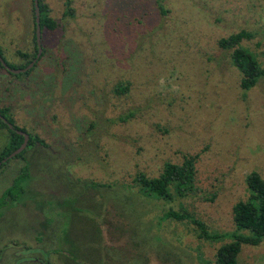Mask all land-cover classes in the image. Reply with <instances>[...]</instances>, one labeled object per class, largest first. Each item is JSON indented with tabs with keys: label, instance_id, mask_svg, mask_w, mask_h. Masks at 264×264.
<instances>
[{
	"label": "rangeland",
	"instance_id": "rangeland-1",
	"mask_svg": "<svg viewBox=\"0 0 264 264\" xmlns=\"http://www.w3.org/2000/svg\"><path fill=\"white\" fill-rule=\"evenodd\" d=\"M66 1L44 0L57 26L42 30L32 69L0 68V107L44 142L0 169L1 194L29 166L19 202L2 210L0 264H212L229 238L161 216L171 208L232 231L246 175L264 178V82L241 89L217 45L246 30L241 45L264 66V0H69L71 16ZM32 12V0H0V50L16 67L35 53ZM121 81L129 90L116 94ZM186 155L195 195L139 193L137 173L155 177ZM237 260L264 264V238Z\"/></svg>",
	"mask_w": 264,
	"mask_h": 264
},
{
	"label": "trees",
	"instance_id": "trees-1",
	"mask_svg": "<svg viewBox=\"0 0 264 264\" xmlns=\"http://www.w3.org/2000/svg\"><path fill=\"white\" fill-rule=\"evenodd\" d=\"M159 7L162 8V5L159 4ZM39 10L41 33L44 28L53 31L57 23L55 19L51 17L50 8L44 0H39ZM32 11L35 31L33 0ZM65 14H69L70 16L73 14V9L70 6L69 0L66 1ZM251 36L250 32L240 30L228 36L221 37L217 41L219 48L230 50V60L232 65L240 72L241 77L239 84L243 90H248L254 86L259 79H262L264 82V66L260 65L256 56L249 49L241 45L243 39L250 38ZM36 52L37 47H35V53L32 55L27 53L23 55L24 53H20L21 56H27V61L20 67L11 65L8 62L7 64L12 68H23L35 57ZM0 55L3 57L1 50ZM0 68L4 69L1 63ZM113 90L116 94H124L129 90V82H118ZM0 115L5 117L15 129L29 134L26 148L15 157L24 158L26 150L32 148L36 143H44L43 139L37 134L32 135L25 127L17 125L7 107H0ZM0 128H5L8 132L7 142L3 148L0 149L1 162L2 159L20 146L24 136L17 133L14 129H10L1 118ZM195 161L196 156L194 155L184 156L181 163L167 161L163 164L162 170L157 176L150 177L143 172H139L134 176V182L138 186L139 193L144 197L162 200L167 203H171V201L177 198L193 196L198 191L195 186ZM4 164V162L0 164V169ZM28 177L29 166L25 165L20 169L17 176L14 177L11 184L2 191L0 194V217L4 207L19 202L18 200L24 192V187L22 186L24 185L23 182H25ZM245 180L250 193L246 199L237 201L232 208V220L234 224V229L232 231L221 233L210 231L203 221L199 220L191 213L175 211L170 207V209L163 212L161 219L188 220L196 225L197 235L205 240L221 241L229 238L230 241L222 243L216 248L212 264H241L237 260V255L241 250V246L258 245L264 238V178L257 171H251L246 175Z\"/></svg>",
	"mask_w": 264,
	"mask_h": 264
},
{
	"label": "water",
	"instance_id": "water-1",
	"mask_svg": "<svg viewBox=\"0 0 264 264\" xmlns=\"http://www.w3.org/2000/svg\"><path fill=\"white\" fill-rule=\"evenodd\" d=\"M33 6H34V17H35V42L37 45V53H36L35 57L23 68H12L7 64V62L0 55V63L3 66V68L6 69L7 71L11 72V73H14V74L26 72L29 69H31L33 67V65L35 64V62L37 61V59L41 55L42 47H41V27H40L39 0H33ZM0 118L8 125V127L10 129H14L17 133L24 136L23 142L20 144V146L18 148H16L14 151H12L7 157L2 159L0 162V164H1L2 162H5L6 160H8L12 157H15L17 154H19L20 152H22L26 148V146L28 144V140H29V134L26 132H23L21 130L15 129L13 127V125L2 115H0Z\"/></svg>",
	"mask_w": 264,
	"mask_h": 264
},
{
	"label": "flooded vegetation",
	"instance_id": "flooded-vegetation-1",
	"mask_svg": "<svg viewBox=\"0 0 264 264\" xmlns=\"http://www.w3.org/2000/svg\"><path fill=\"white\" fill-rule=\"evenodd\" d=\"M34 32H35V31H34ZM34 35H35V33H34ZM35 46L37 47L36 42H35ZM36 53H37V52H36ZM38 59H39V58H38ZM38 59H37V60H38ZM35 63H36V62H35Z\"/></svg>",
	"mask_w": 264,
	"mask_h": 264
}]
</instances>
